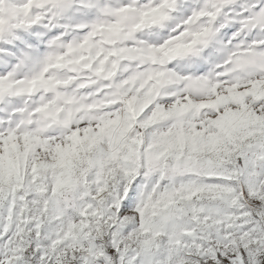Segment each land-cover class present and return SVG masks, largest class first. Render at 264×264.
I'll return each instance as SVG.
<instances>
[{"label": "snow or ice", "instance_id": "obj_1", "mask_svg": "<svg viewBox=\"0 0 264 264\" xmlns=\"http://www.w3.org/2000/svg\"><path fill=\"white\" fill-rule=\"evenodd\" d=\"M0 264H264V0H0Z\"/></svg>", "mask_w": 264, "mask_h": 264}]
</instances>
